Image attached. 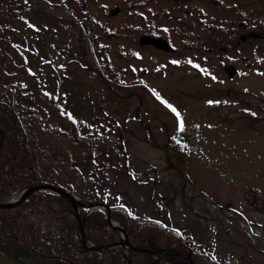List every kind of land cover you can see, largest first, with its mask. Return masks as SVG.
<instances>
[{"label": "rangeland", "instance_id": "1", "mask_svg": "<svg viewBox=\"0 0 264 264\" xmlns=\"http://www.w3.org/2000/svg\"><path fill=\"white\" fill-rule=\"evenodd\" d=\"M35 6L57 29L40 34ZM0 30V92L47 146L44 170L58 185H77L79 164L122 146L140 184L119 174L115 194L147 208L141 195L156 192L173 223L195 233L231 206L214 222L220 251L228 256L221 233L233 222L235 264H264L244 246L250 238L264 252V0H0Z\"/></svg>", "mask_w": 264, "mask_h": 264}, {"label": "trees", "instance_id": "2", "mask_svg": "<svg viewBox=\"0 0 264 264\" xmlns=\"http://www.w3.org/2000/svg\"><path fill=\"white\" fill-rule=\"evenodd\" d=\"M27 6L29 5H24V9H27ZM29 11L33 12L35 17L42 16L47 22L46 29L40 28V34L50 31L47 29H57L53 25L57 22L56 17L48 14L45 9L35 6V9L29 8ZM36 26L38 27L37 24ZM35 32L38 34L36 29ZM1 36L4 35L0 30V40ZM80 36L82 39L78 41L79 51L82 59L86 61L84 35ZM26 55L27 52H24V59ZM26 67L27 63H24V70L29 69ZM87 67L90 70L92 68L88 63ZM16 104L9 101L7 94L0 92V202L12 199L22 189L31 186H60L57 178L48 175V171L44 170L47 146L27 131L26 116ZM70 133L73 138L76 136V132ZM186 152V135L179 136L171 148V161L176 165L175 171L181 170ZM87 160L79 164V170L76 169L80 174L77 185L70 183L63 188L89 201L105 202L112 207L126 206L129 213L115 209L112 219L125 227L134 246L160 251L163 260L169 264H186L191 250L192 259L196 264L236 263L232 252L238 239L229 235L233 232L235 235L239 233L232 229L235 228L233 222L228 224V228L222 227L226 229V234L221 233L222 236L228 237V256L220 251L222 244L219 245L216 239L220 232L213 230L216 226L214 222H218V225L222 222L219 214L223 211L231 212V206H221L220 212L213 213V220L210 218L208 221L213 224L206 227L196 226L203 228L202 234L187 231L186 227L174 224L168 217V212L160 207L162 200L155 199L156 192L146 190L141 195L147 208L136 206L135 199L127 192L114 193L117 189V175H132L130 156L126 148L120 146L119 152L111 150V153H102L100 161L91 158ZM76 165L77 163L74 164ZM111 175L115 177L111 179ZM131 177L135 184H140L134 175ZM86 214L87 211L82 210V218ZM218 219L220 221H217ZM84 232L86 240L98 246H110L120 241V234L111 228L106 215L101 211L93 212L85 220ZM242 236L245 238L244 234ZM244 246L264 254L260 245H255L254 240L250 238H245ZM0 255L12 264H129V260L131 264H155L153 257L148 253L87 250L80 240L79 224L70 201L44 192L32 194L16 208H0Z\"/></svg>", "mask_w": 264, "mask_h": 264}, {"label": "water", "instance_id": "3", "mask_svg": "<svg viewBox=\"0 0 264 264\" xmlns=\"http://www.w3.org/2000/svg\"><path fill=\"white\" fill-rule=\"evenodd\" d=\"M36 192L51 193V194L66 198L67 200L70 201V203L72 204V206L75 210L76 218L79 222L80 239L82 240V242L84 243L85 247L88 250L99 252V251H104L105 247L93 245L86 240L85 233H84L85 219L81 218V209H87V210H89V213H91L93 211L100 210V211H103L107 214V220H108L109 224L112 226V228L118 232H121L124 235V239L117 246H123L127 249H131V250L137 251V252H144V253H149L152 255H154V254L158 255V252H154L152 250H141V249L134 247L130 243V240L127 236L126 230L123 227L122 228L116 227L115 224L113 223V221H112L113 208L111 206H109L108 204H105V203L86 201L83 198H80L77 195H74L70 192H67L64 189L57 187L55 185L42 184V185L31 186L29 188H26L20 193L18 198L13 199L12 201H9L6 203H0V208H2V209L16 208V207L22 205L32 194H34ZM253 195H254L253 193H249V194H247V198L248 199L252 198ZM191 255H192V251L189 254V258H190L189 264H195L191 259Z\"/></svg>", "mask_w": 264, "mask_h": 264}, {"label": "snow or ice", "instance_id": "4", "mask_svg": "<svg viewBox=\"0 0 264 264\" xmlns=\"http://www.w3.org/2000/svg\"><path fill=\"white\" fill-rule=\"evenodd\" d=\"M189 62L191 63V61H189ZM173 63H178V61H173ZM153 91H155V90H153ZM163 102L167 105V107H169L173 112H175L177 117L179 118V113L176 111V109L172 105L167 104L166 101H163ZM209 103H213V101H209ZM180 126H181V128H183V122L182 121H181V125Z\"/></svg>", "mask_w": 264, "mask_h": 264}, {"label": "bare ground", "instance_id": "5", "mask_svg": "<svg viewBox=\"0 0 264 264\" xmlns=\"http://www.w3.org/2000/svg\"><path fill=\"white\" fill-rule=\"evenodd\" d=\"M117 226V225H116ZM89 242V241H88ZM83 243V242H82ZM89 243H91V242H89ZM91 244H93V243H91ZM83 245H84V243H83ZM93 245H96V244H93ZM96 246H98V245H96ZM115 246H116V244H113V245H110V246H100V247H105V250L104 251H113L114 250V248H115ZM84 247H85V245H84ZM86 248V247H85ZM87 249V248H86ZM88 250V249H87ZM129 264H131L130 262H129Z\"/></svg>", "mask_w": 264, "mask_h": 264}]
</instances>
